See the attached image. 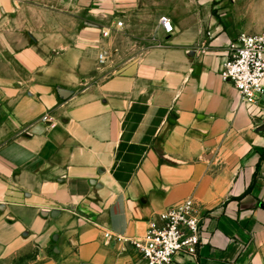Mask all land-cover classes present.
I'll use <instances>...</instances> for the list:
<instances>
[{
    "label": "crops",
    "instance_id": "0c3cea01",
    "mask_svg": "<svg viewBox=\"0 0 264 264\" xmlns=\"http://www.w3.org/2000/svg\"><path fill=\"white\" fill-rule=\"evenodd\" d=\"M128 3L104 11L107 37L90 23L24 85L0 82V264H137L128 240L189 196L201 264H264V95L249 106L219 75L237 36Z\"/></svg>",
    "mask_w": 264,
    "mask_h": 264
},
{
    "label": "rangeland",
    "instance_id": "374dc122",
    "mask_svg": "<svg viewBox=\"0 0 264 264\" xmlns=\"http://www.w3.org/2000/svg\"><path fill=\"white\" fill-rule=\"evenodd\" d=\"M142 1H157L166 9L186 16L197 11V17L202 18L208 29V20L214 18V25L237 38L240 34L260 33L264 28V0ZM128 2L130 0H0V78L3 79L0 82L6 84L16 76L24 85L31 73L38 70L36 66L44 64L42 56L60 54L61 49L56 51L54 47L64 40L73 44L79 38L80 28L90 23H97L100 35L105 28L109 31L116 16L111 18L104 11L121 16ZM173 29L175 31L174 25ZM164 41L168 44L169 38ZM0 98H5V103L9 104L12 97Z\"/></svg>",
    "mask_w": 264,
    "mask_h": 264
},
{
    "label": "built area",
    "instance_id": "2783aa9c",
    "mask_svg": "<svg viewBox=\"0 0 264 264\" xmlns=\"http://www.w3.org/2000/svg\"><path fill=\"white\" fill-rule=\"evenodd\" d=\"M160 25L166 34L174 32L168 17L162 16ZM102 35L107 37L109 31L103 30ZM103 57L104 53L98 55L100 61ZM219 75L233 85L247 105L259 101L264 95V28L260 33L238 36L237 42L230 45ZM205 214L200 213L194 198L189 196L166 208L158 220H149L143 236L128 240L139 256L137 264H171L176 255L200 264L198 250L205 242ZM111 236L105 233L106 238Z\"/></svg>",
    "mask_w": 264,
    "mask_h": 264
},
{
    "label": "trees",
    "instance_id": "16d2710c",
    "mask_svg": "<svg viewBox=\"0 0 264 264\" xmlns=\"http://www.w3.org/2000/svg\"><path fill=\"white\" fill-rule=\"evenodd\" d=\"M255 180H256V172L254 173V175H253V179H252V182H251V184L248 186V188L246 189L245 194H249V193L251 192L252 187L254 186Z\"/></svg>",
    "mask_w": 264,
    "mask_h": 264
}]
</instances>
